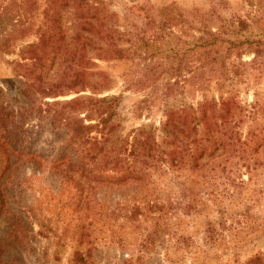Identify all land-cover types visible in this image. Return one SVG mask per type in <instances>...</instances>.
Masks as SVG:
<instances>
[{
	"label": "trees",
	"instance_id": "16d2710c",
	"mask_svg": "<svg viewBox=\"0 0 264 264\" xmlns=\"http://www.w3.org/2000/svg\"><path fill=\"white\" fill-rule=\"evenodd\" d=\"M245 2L247 8L241 11L232 8L228 0H220L206 11L198 7L182 9L175 3L157 9L132 5V12L144 25L137 26L135 32H126L130 35L129 51L144 59L141 64L146 74L165 80L161 92L166 100L165 119L161 140H157L154 130L147 125L125 135L118 132L119 95H79L52 102L37 97L55 94L59 88L82 91L93 86L81 67L88 61L86 55L96 52L98 57L113 56L128 49L115 43V35L120 33L116 13L106 8L105 0H47L42 33L37 41L26 46L30 61L17 64L24 78L23 86L11 96L0 89V190L5 194L0 204L11 222L5 230L8 239L17 235L12 220L15 224H27L22 219L15 221L12 209L20 206L16 193L27 180L25 174L18 179L15 167L22 159L49 160L52 167L85 182L107 177H116L118 181L146 180L156 173L176 177L186 167L199 171L205 166L225 173L230 180L233 166L236 168L239 163L246 165L248 172L264 166L258 160L264 151V103L255 101L249 108L244 107L233 91L235 82L243 79L249 69L264 74V27L260 24L264 19V0ZM66 11L75 19L70 21L71 35H67L69 25L64 23ZM14 22L17 21H5L0 13L1 49L7 50L12 44L10 28L16 26ZM71 44L73 50L62 55L64 45ZM246 47L254 52L249 62L241 58ZM55 66L60 67L56 73L60 76L53 79L51 72ZM189 79H194L203 90L202 99L196 105L181 99L168 101L169 93L183 87ZM211 79H216L219 89L226 92L218 100L207 97L205 92L204 82ZM150 92L156 93L155 87ZM150 95L142 101L151 100ZM245 124L248 130L245 139H241L239 129ZM46 125L50 126L52 138L41 141L37 137ZM93 131L96 136L91 135ZM172 205L168 197L162 202L146 198L143 206L135 202L129 206V216L145 208L167 215ZM19 231L30 245L32 229ZM158 233L159 229L154 228L149 236ZM2 248L8 251L14 247L0 243V252ZM261 259L257 255L243 264H264Z\"/></svg>",
	"mask_w": 264,
	"mask_h": 264
},
{
	"label": "rangeland",
	"instance_id": "374dc122",
	"mask_svg": "<svg viewBox=\"0 0 264 264\" xmlns=\"http://www.w3.org/2000/svg\"><path fill=\"white\" fill-rule=\"evenodd\" d=\"M219 2L105 0V6L116 13L120 33L115 35V43L119 48H127L130 35L126 32H135L137 26L144 25V21L132 12V5L143 4L157 9L175 3L182 9L198 7L206 11ZM228 2L239 11L247 8L245 0ZM46 4L47 0H0L4 20L17 21L14 22L16 26L10 28L12 44L7 50L0 48V89L4 95H14L23 86L24 78L19 74L21 68L17 64L30 61L26 46L37 41L42 33ZM73 20L74 15L66 11L67 35L73 33L70 24ZM260 24L264 27V19ZM70 46L64 45L61 54L71 52L73 44ZM129 47L113 56L98 57L96 52L86 55L88 61L81 67L85 68L93 86L82 91L59 88L55 94L37 97L52 102L71 100L79 95H119L116 108L118 132L125 135L147 125L154 130L156 139L161 140L166 101L161 92L165 80L146 74L142 67L144 59L133 55ZM253 57V49L246 47L242 60L249 62ZM58 68L55 66L51 78H59ZM249 70L243 79L235 82L233 90L241 105L248 108L255 101L264 103V74ZM204 85L209 98L218 100L226 95L225 90L219 89L216 79L204 82ZM152 87L156 93L150 92ZM202 92L195 80L189 79L183 87L169 93L167 100L181 99L196 105L202 99ZM149 95L151 100L142 101ZM49 129V125L44 126L37 138L41 141L51 139ZM239 130L240 138L245 139L248 126L245 124ZM91 135L96 136L97 132L93 131ZM44 146L47 150V145ZM258 160L264 162V151L260 152ZM52 166L49 160L37 159H22L15 166L18 167V179L25 174L27 180L16 193L15 200L20 206L12 208L14 220L22 219L27 224H15L12 220L17 235L15 239H8L5 230L11 222L0 204V243L14 247L8 251L2 248L0 264L14 260V264H84L83 261L87 264H243L257 255L264 262L263 165L248 172L246 165L239 163L236 168L233 166L235 170L230 173V180L225 173L205 166L199 171H190L186 167L179 170L176 177L171 173H156L146 180L118 181L116 177H107L91 182L74 179ZM167 197L173 201V208L167 215L145 208L141 213L129 216L128 208L134 202L143 206L146 198L162 202ZM0 200H5L3 189ZM171 211L177 213L170 214ZM31 219L34 220L29 223ZM27 228L33 231L30 245L26 243V237L21 238L19 231ZM154 228H158L159 233L149 236Z\"/></svg>",
	"mask_w": 264,
	"mask_h": 264
}]
</instances>
